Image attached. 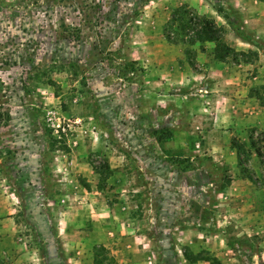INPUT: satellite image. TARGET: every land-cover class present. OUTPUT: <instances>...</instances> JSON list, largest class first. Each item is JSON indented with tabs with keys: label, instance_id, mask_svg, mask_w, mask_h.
<instances>
[{
	"label": "rangeland",
	"instance_id": "rangeland-1",
	"mask_svg": "<svg viewBox=\"0 0 264 264\" xmlns=\"http://www.w3.org/2000/svg\"><path fill=\"white\" fill-rule=\"evenodd\" d=\"M245 2L0 0L6 264H264V34L262 61L227 50L226 85L254 97L237 99L239 131L216 117L226 100L207 103L214 84L152 77L160 65L186 73L215 55L217 43H191L203 19L223 38ZM184 93L207 104L201 130L178 132L188 126ZM166 104L176 110L158 115ZM109 206L126 207L134 224L96 222Z\"/></svg>",
	"mask_w": 264,
	"mask_h": 264
},
{
	"label": "crops",
	"instance_id": "crops-1",
	"mask_svg": "<svg viewBox=\"0 0 264 264\" xmlns=\"http://www.w3.org/2000/svg\"><path fill=\"white\" fill-rule=\"evenodd\" d=\"M245 2V0H243ZM246 4L242 7V9H240V12L243 13L242 15V21L244 23V25H246V29L251 31L257 38H259L262 34H264V2L258 1V0H253V2H245ZM214 17V16H212ZM230 21V20H229ZM224 37L222 38L223 40L225 39L227 41V43L224 40V43L227 44L229 46V48L234 49L232 47H235L236 50L237 49H242L243 51L246 50H251L254 52L259 53V55L261 56V61L263 59L262 54H261V49L262 47H258L254 44H251L249 42L244 41L242 38L238 37L236 35V33H234L233 31H230V33L224 34ZM228 41H233L234 44H229L230 42ZM208 47H213L214 46V42H208ZM209 54V53H208ZM207 53H200L198 55V57L201 58H205V55H208ZM209 59L205 60L204 62L200 63H195V65H191L188 66V71L189 72H176V68H174V65H160L158 66L157 70L158 73L156 71H152V77L154 80H156V82L159 79H156L157 75H165L168 78H171L172 80H176L179 77H188L189 81L187 85H196L194 81H198V80H203L202 85H204L203 87H205V85L208 83L214 84V87H207L208 90L211 93V97L210 99L207 101V103H209L210 107H214L216 108V104L215 101L217 100V102H220L221 99H223L224 101L226 100L227 102L224 105H220L221 110H219L218 114L216 115L218 121L220 122H224L227 127H230L232 130H241L242 125L239 124V115H241V112H239L238 110L240 109L239 106L237 105L240 100H237L238 98H243L244 100H246V102H250L254 99L253 95L245 92L244 94H242V96L239 97L240 95V88L236 87L235 85L230 86L231 84H227L226 83H233L231 82L234 78L232 75H230L229 70H230V65L226 62V60L221 61L218 60L215 55L213 54H209ZM264 56V55H263ZM173 63H176V61L174 60ZM261 64V62H260ZM236 67H241L243 66L242 63L235 65ZM259 67V64H258ZM150 70V69H149ZM160 76V77H162ZM238 79V78H237ZM162 81V80H161ZM160 81V82H161ZM186 82V81H185ZM175 82L171 83L174 85ZM187 83V82H186ZM249 83V81H248ZM226 86H228V89H226ZM234 87V88H233ZM249 88V87H248ZM244 89H246L247 91V87H244ZM243 90V88H242ZM215 91V92H213ZM219 91H224L225 93H221ZM213 93V94H212ZM175 95H179V94H175ZM193 95L191 93H184L185 97V103H184V114L187 116V121H188V126L183 124V126H177L178 132L179 133H184L187 132V130L190 129V127H195V129H199L201 130V128L203 129L205 126L204 124L206 123L205 121H209L210 116L207 114L208 109L205 110L207 104H205V102L203 101H199L196 100L194 98H192ZM172 96V95H171ZM180 97V95H179ZM168 101L172 100V97H166L165 100ZM248 100V101H247ZM254 101V100H253ZM165 106V105H164ZM166 109H164L165 111L167 109L166 112H162V110H155L156 113H158V115L161 113H167L169 114L170 109H172V112L176 110V108H171L170 106H167L166 104ZM168 107V108H167ZM218 107V106H217ZM235 107V108H234ZM262 107V106H261ZM264 108V107H262ZM251 115L254 114V112L250 113ZM258 114V113H257ZM171 115V114H169ZM161 119V118H160ZM162 122L160 121L158 126L161 125ZM167 127H173V122L171 123V120L167 122V125H165ZM160 127H164V126H160ZM194 129V130H195ZM221 145V142L217 145L214 146H219ZM167 163V162H166ZM153 164V163H152ZM168 164V163H167ZM170 165L168 164L164 170L165 172H168V174H170L171 177H174L175 175H177L176 171H171L170 169ZM164 169V168H163ZM155 194V193H153ZM157 195H159V193H156ZM153 201V203L150 205L152 210H159V206L158 203L156 202V199H151ZM155 201V202H154ZM168 209V208H167ZM105 212V218L100 217L98 219H96L98 221H102L103 219H106V222L108 224V220L109 217L111 218L110 221L113 222L114 220L113 218H117V219H121L122 223L124 222L125 224H127L128 222H132L134 224V222L130 219L129 217V213L126 211V207H120V206H109L108 209L104 210ZM116 212H121V215L117 216ZM114 223V222H113ZM155 225V222L153 223ZM95 226H97V224H95ZM100 225H98L99 227ZM108 227V226H107ZM107 227L105 228L107 230ZM115 232H111V235H114ZM140 237H144L147 240L148 245L149 244H155L156 240L155 238H151L145 235V233H140L139 234ZM143 241V240H142ZM139 253H143V251H140Z\"/></svg>",
	"mask_w": 264,
	"mask_h": 264
},
{
	"label": "trees",
	"instance_id": "trees-1",
	"mask_svg": "<svg viewBox=\"0 0 264 264\" xmlns=\"http://www.w3.org/2000/svg\"><path fill=\"white\" fill-rule=\"evenodd\" d=\"M261 2H264V0H258ZM191 21V20H190ZM204 21V22H203ZM203 26H201V29L197 31V37L195 40L191 41V43L195 44V43H203V42H214L217 43L216 46V50H215V57L218 60L224 61L227 58V50L228 52H230V50L232 51L231 48H229V46L227 44H225L224 42H220L222 39V35L221 32H218L217 30H215V22L212 19H203ZM232 30L236 33V35L240 38H242L244 41L249 42L251 44H254L258 47H260V45L257 42V37L252 33L249 32V30H247L244 26V23L242 20H238L237 21V25L234 24V22H229ZM201 25V24H200ZM240 30V34L238 32H236L237 30ZM238 33V34H237ZM167 38L170 40L169 35H167ZM177 43V42H175ZM224 49V53H221L219 51V49ZM2 120V114L0 117V123ZM161 141V140H159ZM256 153L258 154L259 157H261V152L259 151V148H257ZM211 166L213 167L214 171H218V172H225V169L217 164L212 163ZM2 172H4V170L2 169ZM17 195V194H16ZM18 198L20 199V195H18ZM40 243V241H38ZM42 258H44L42 256ZM0 264H6L4 259L1 258L0 256Z\"/></svg>",
	"mask_w": 264,
	"mask_h": 264
}]
</instances>
